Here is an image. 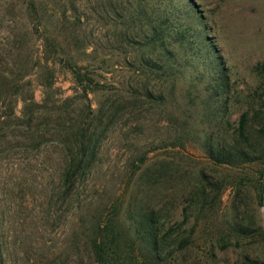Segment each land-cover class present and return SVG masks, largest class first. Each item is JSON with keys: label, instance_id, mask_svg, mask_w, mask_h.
Returning a JSON list of instances; mask_svg holds the SVG:
<instances>
[{"label": "rangeland", "instance_id": "obj_1", "mask_svg": "<svg viewBox=\"0 0 264 264\" xmlns=\"http://www.w3.org/2000/svg\"><path fill=\"white\" fill-rule=\"evenodd\" d=\"M124 2L38 0L41 28L28 0H0V264H264L263 165L216 164L204 146L257 107L264 0ZM149 5L183 10L168 26L191 49L146 44ZM81 129L95 159L66 197ZM142 207L185 247L151 258Z\"/></svg>", "mask_w": 264, "mask_h": 264}, {"label": "trees", "instance_id": "obj_2", "mask_svg": "<svg viewBox=\"0 0 264 264\" xmlns=\"http://www.w3.org/2000/svg\"><path fill=\"white\" fill-rule=\"evenodd\" d=\"M172 1V0H165ZM124 4L129 5V0H126ZM28 5L34 11L37 17V22L41 28H44L40 18L38 17L39 6L38 0H28ZM189 5V4H188ZM193 8L194 5L192 4ZM148 9L152 16H148V27L150 28V36L147 38L146 44H161L164 45L167 41L178 43L180 46H184L191 49L189 43L188 28H180L182 24H177L172 22L168 26V22L173 13H176V18L181 20L179 13H181L179 6H171L164 10V14L159 16H154L153 7L148 6ZM146 8H140L138 11L145 14ZM184 13H189L188 10H184ZM202 18V16H200ZM80 21V19H78ZM183 23V22H181ZM185 25V24H183ZM172 26V27H171ZM170 28V29H169ZM39 29V28H38ZM165 30V32H164ZM174 32V35L171 34ZM212 55L216 64H219L220 56L214 51V45L210 46ZM69 68L73 70L71 64H67ZM261 73H264V60L258 63L255 67ZM77 78L80 77L78 69L74 70ZM216 82V87L219 88L218 95H223L225 92L224 87H227L226 76L221 71ZM217 89V88H215ZM251 114L246 111L243 112L238 120L237 127L234 134L230 136H208L204 146L205 152L210 159H212L216 164L227 165V166H237L246 163H260L263 167L260 169V176L262 181L260 182V190L264 191V82L259 94V102L256 108L251 110ZM93 132L86 135V130L81 129L72 132V146L73 151L69 150L65 160L64 168L61 174L62 186L64 191V196L69 197L72 195L73 190L77 184L82 181L86 175L88 169L91 167L94 161V154L91 153V141ZM70 137V139L72 140ZM199 197L198 202L204 201L203 191H198ZM143 209V207H142ZM186 207L183 208V215L186 213ZM186 222V218L183 219ZM135 233L139 236L142 242V247L149 252L151 258H158L162 255L166 249H170L171 245L179 244L180 247H185L187 243V238L181 237H169V230H164V223L160 221V217L154 212L152 208L143 209L142 212L136 214V225ZM98 241V240H97ZM99 254V253H98ZM97 254V255H98Z\"/></svg>", "mask_w": 264, "mask_h": 264}]
</instances>
